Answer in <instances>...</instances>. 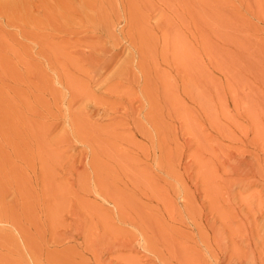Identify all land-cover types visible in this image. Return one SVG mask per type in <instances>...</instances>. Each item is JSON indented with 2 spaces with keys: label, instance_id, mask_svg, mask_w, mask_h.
<instances>
[{
  "label": "rangeland",
  "instance_id": "obj_1",
  "mask_svg": "<svg viewBox=\"0 0 264 264\" xmlns=\"http://www.w3.org/2000/svg\"><path fill=\"white\" fill-rule=\"evenodd\" d=\"M1 5L0 264H264V0Z\"/></svg>",
  "mask_w": 264,
  "mask_h": 264
},
{
  "label": "bare ground",
  "instance_id": "obj_2",
  "mask_svg": "<svg viewBox=\"0 0 264 264\" xmlns=\"http://www.w3.org/2000/svg\"><path fill=\"white\" fill-rule=\"evenodd\" d=\"M5 2V0H0V3L2 4L1 6H3V3ZM93 3V2H92ZM91 3V4H92ZM34 4V3H33ZM3 7H1V9H2ZM1 14V13H0ZM16 14V13H15ZM10 16V15H9ZM229 166V165H228Z\"/></svg>",
  "mask_w": 264,
  "mask_h": 264
}]
</instances>
